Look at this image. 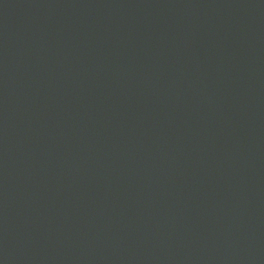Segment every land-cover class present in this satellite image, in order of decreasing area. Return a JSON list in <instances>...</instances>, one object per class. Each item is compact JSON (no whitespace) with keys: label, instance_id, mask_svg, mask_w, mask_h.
<instances>
[{"label":"water","instance_id":"1","mask_svg":"<svg viewBox=\"0 0 264 264\" xmlns=\"http://www.w3.org/2000/svg\"><path fill=\"white\" fill-rule=\"evenodd\" d=\"M0 264H264V0H0Z\"/></svg>","mask_w":264,"mask_h":264}]
</instances>
